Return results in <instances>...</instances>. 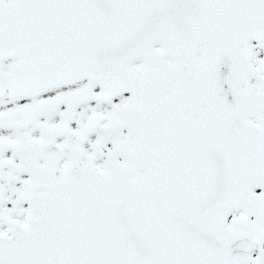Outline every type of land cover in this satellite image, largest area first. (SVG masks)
I'll use <instances>...</instances> for the list:
<instances>
[{
  "label": "snow or ice",
  "instance_id": "1",
  "mask_svg": "<svg viewBox=\"0 0 264 264\" xmlns=\"http://www.w3.org/2000/svg\"><path fill=\"white\" fill-rule=\"evenodd\" d=\"M0 264H264V0H0Z\"/></svg>",
  "mask_w": 264,
  "mask_h": 264
}]
</instances>
